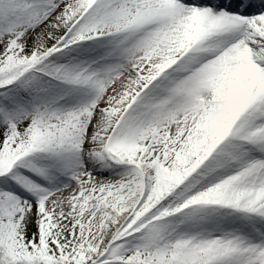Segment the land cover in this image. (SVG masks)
<instances>
[{
	"label": "snow or ice",
	"instance_id": "6c2138e0",
	"mask_svg": "<svg viewBox=\"0 0 264 264\" xmlns=\"http://www.w3.org/2000/svg\"><path fill=\"white\" fill-rule=\"evenodd\" d=\"M0 264H264V0H0Z\"/></svg>",
	"mask_w": 264,
	"mask_h": 264
}]
</instances>
